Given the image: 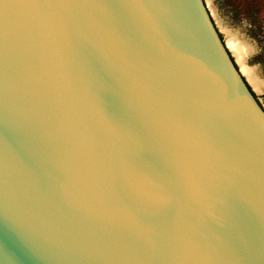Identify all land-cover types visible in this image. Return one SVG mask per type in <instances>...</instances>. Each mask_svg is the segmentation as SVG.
I'll list each match as a JSON object with an SVG mask.
<instances>
[{
    "label": "water",
    "instance_id": "obj_1",
    "mask_svg": "<svg viewBox=\"0 0 264 264\" xmlns=\"http://www.w3.org/2000/svg\"><path fill=\"white\" fill-rule=\"evenodd\" d=\"M10 11L7 21L0 19V130L6 129L11 138L0 137V246L7 244L17 254L18 264H138L136 253L118 239L119 229L65 216L55 197L37 186L17 155L19 145L34 158L41 154L40 146L47 145L52 176L58 175L52 164L66 163L73 172L74 194L88 198L90 149L78 109L89 101L76 88L69 57L61 51L58 21L62 17L89 27V16L99 17V13L42 9L37 15L23 6ZM133 11L143 15L139 9ZM145 25L157 40L167 42L173 78L196 97L199 107L211 106L224 114L229 142L222 158L209 154L210 172L234 176L253 204L243 226L247 255L234 254L228 244L235 219L214 186L203 193L194 189L191 209L185 213L194 223L189 226L181 219L166 224L156 236L158 251L171 257L187 237H194L201 247L216 246L222 257L219 264H260L264 108L227 48L206 0H181L179 7L161 8ZM157 28L158 33L153 31ZM42 237L51 251L40 247ZM152 264L174 261L165 258Z\"/></svg>",
    "mask_w": 264,
    "mask_h": 264
},
{
    "label": "snow or ice",
    "instance_id": "obj_2",
    "mask_svg": "<svg viewBox=\"0 0 264 264\" xmlns=\"http://www.w3.org/2000/svg\"><path fill=\"white\" fill-rule=\"evenodd\" d=\"M181 0H0V19L23 6L37 15L42 9H88L89 27L59 19L62 52L78 90L88 104L78 109L90 149L87 199L73 192V172L64 162L47 164L48 146H40L35 158L17 146L18 158L31 171L37 186L55 197L64 215L96 226L119 229L118 239L136 253L138 264L170 258L174 264H219L215 245L201 247L187 237L171 257L158 251L156 236L168 223L183 219L191 209L193 191L210 186L230 205L235 230L228 235L234 254L247 255L243 226L252 209L237 179L223 173L212 175L209 154L220 159L229 142L224 114L214 107H199L196 97L173 78L166 43L156 39L145 25L157 10L179 7ZM139 9L143 15H137ZM153 31L159 32V29ZM71 103V101H69ZM97 114L102 118H98ZM0 137L10 140L6 129ZM231 143H235L231 141ZM224 177V179H221ZM219 181V183H215ZM264 216V187H261ZM223 227V226H221ZM194 232L206 237L199 229ZM40 247L51 251L46 238ZM0 264H18L17 254L0 246ZM264 264V246L260 252Z\"/></svg>",
    "mask_w": 264,
    "mask_h": 264
},
{
    "label": "rangeland",
    "instance_id": "obj_3",
    "mask_svg": "<svg viewBox=\"0 0 264 264\" xmlns=\"http://www.w3.org/2000/svg\"><path fill=\"white\" fill-rule=\"evenodd\" d=\"M206 3L224 39L225 30H231L246 40L253 51L245 63L248 60L249 66H253L260 62L264 74V0H206ZM254 47L257 53H253ZM255 92L261 97V91Z\"/></svg>",
    "mask_w": 264,
    "mask_h": 264
},
{
    "label": "bare ground",
    "instance_id": "obj_4",
    "mask_svg": "<svg viewBox=\"0 0 264 264\" xmlns=\"http://www.w3.org/2000/svg\"><path fill=\"white\" fill-rule=\"evenodd\" d=\"M224 34L226 46L235 58L241 73L254 91H262L264 89V77L257 73L254 66L245 63V60L252 53L253 47L235 31L225 30Z\"/></svg>",
    "mask_w": 264,
    "mask_h": 264
},
{
    "label": "flooded vegetation",
    "instance_id": "obj_5",
    "mask_svg": "<svg viewBox=\"0 0 264 264\" xmlns=\"http://www.w3.org/2000/svg\"><path fill=\"white\" fill-rule=\"evenodd\" d=\"M222 36H223V35H222ZM257 52H258L257 49L254 47V52H253V53H257ZM246 63H247L248 65H251V64L248 63V60L246 61ZM253 66H256V69H257L259 75H260L261 77H264V74L262 73L261 63H260V62H257V63H255V64H253ZM254 94H255V97H256L257 101H258V102L263 106V108H264V89L260 92L261 97H258L256 92H255Z\"/></svg>",
    "mask_w": 264,
    "mask_h": 264
}]
</instances>
